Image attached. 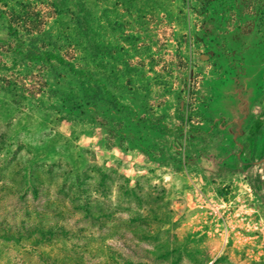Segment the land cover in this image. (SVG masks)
<instances>
[{"label": "rangeland", "instance_id": "rangeland-1", "mask_svg": "<svg viewBox=\"0 0 264 264\" xmlns=\"http://www.w3.org/2000/svg\"><path fill=\"white\" fill-rule=\"evenodd\" d=\"M17 1L40 24L20 47L0 18V264H264V104L211 186L189 180V99L173 166L154 135L167 86L238 77L246 50L264 70V0H69L81 26L76 6Z\"/></svg>", "mask_w": 264, "mask_h": 264}, {"label": "crops", "instance_id": "crops-1", "mask_svg": "<svg viewBox=\"0 0 264 264\" xmlns=\"http://www.w3.org/2000/svg\"><path fill=\"white\" fill-rule=\"evenodd\" d=\"M238 35V44H243V34ZM244 55L246 63L238 77L229 68L223 71L209 67L200 75L188 98L189 110L194 112L191 115L196 116L190 128L197 130L191 134L187 148L189 180L196 184L212 185L216 173L220 172L221 160L234 151L232 145L224 143V137L246 131L250 117L256 113L255 108L264 104V84H259L260 73L264 76L261 58H253L248 50ZM167 89L162 92L163 102L158 107L159 120L166 125L167 131L154 135L161 147L159 156L163 164L171 167L175 162L172 138L183 125V99H187V90L186 86H167ZM235 158H240L238 152Z\"/></svg>", "mask_w": 264, "mask_h": 264}, {"label": "trees", "instance_id": "trees-1", "mask_svg": "<svg viewBox=\"0 0 264 264\" xmlns=\"http://www.w3.org/2000/svg\"><path fill=\"white\" fill-rule=\"evenodd\" d=\"M48 5L51 6L53 11L63 12L70 11V7H75L71 10L74 15V21L77 25L85 23V14L78 10L79 2L69 0H47ZM68 1V2H67ZM0 18L3 19L8 28V35L14 36L20 42V47H24V41L30 40L32 42L37 41L38 37L33 36V33L37 32L40 24V16L37 12H34L31 8L30 2L25 1H13V0H0ZM26 52H21L24 58L30 61H50L56 60L60 64L66 66L72 73H78L74 69L71 62L65 61L61 56L55 54L50 50H40L37 46H30L25 48ZM197 132V131H196ZM18 232H16L17 234ZM18 235V234H17ZM38 239L35 240V242ZM38 242V241H37Z\"/></svg>", "mask_w": 264, "mask_h": 264}, {"label": "built area", "instance_id": "built-area-1", "mask_svg": "<svg viewBox=\"0 0 264 264\" xmlns=\"http://www.w3.org/2000/svg\"><path fill=\"white\" fill-rule=\"evenodd\" d=\"M191 90V89H190ZM190 96H189V94H187V99L189 98ZM188 101V100H187ZM189 106H188V104H186V106H185V108L187 109ZM193 119H194V117H193ZM190 121H192V116H191V120ZM188 120H185V133H186V128H187V124H188Z\"/></svg>", "mask_w": 264, "mask_h": 264}, {"label": "water", "instance_id": "water-1", "mask_svg": "<svg viewBox=\"0 0 264 264\" xmlns=\"http://www.w3.org/2000/svg\"><path fill=\"white\" fill-rule=\"evenodd\" d=\"M263 168H264V158H263Z\"/></svg>", "mask_w": 264, "mask_h": 264}]
</instances>
